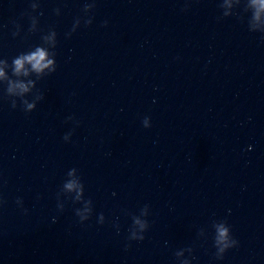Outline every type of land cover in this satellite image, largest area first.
<instances>
[{"label":"water","instance_id":"1","mask_svg":"<svg viewBox=\"0 0 264 264\" xmlns=\"http://www.w3.org/2000/svg\"><path fill=\"white\" fill-rule=\"evenodd\" d=\"M0 72V264H264V0H0Z\"/></svg>","mask_w":264,"mask_h":264},{"label":"clouds","instance_id":"2","mask_svg":"<svg viewBox=\"0 0 264 264\" xmlns=\"http://www.w3.org/2000/svg\"><path fill=\"white\" fill-rule=\"evenodd\" d=\"M45 58H46V53L43 50L38 49L35 53H32L30 55H26V56H23L19 59H16L14 61L15 65H16V71L19 72L23 68L25 61L31 63L32 67L34 69H36L37 71H41L43 68L49 67L52 64V61H50V60L47 61V63H44ZM2 75H3V73L0 72V76H2ZM20 87L22 89L24 88L23 85H20ZM24 90H26V89H24ZM220 236L226 237L227 236L226 230L221 229L220 230Z\"/></svg>","mask_w":264,"mask_h":264}]
</instances>
